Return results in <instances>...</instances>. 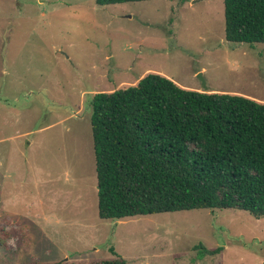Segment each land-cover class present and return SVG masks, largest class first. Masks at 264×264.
<instances>
[{
  "label": "rangeland",
  "instance_id": "1",
  "mask_svg": "<svg viewBox=\"0 0 264 264\" xmlns=\"http://www.w3.org/2000/svg\"><path fill=\"white\" fill-rule=\"evenodd\" d=\"M150 73L264 102V44L225 41L223 0H0V264L111 247L125 264H264V219L241 210L98 218L91 97Z\"/></svg>",
  "mask_w": 264,
  "mask_h": 264
},
{
  "label": "trees",
  "instance_id": "2",
  "mask_svg": "<svg viewBox=\"0 0 264 264\" xmlns=\"http://www.w3.org/2000/svg\"><path fill=\"white\" fill-rule=\"evenodd\" d=\"M142 1L151 0H94ZM223 8L225 41L264 44V0H223ZM90 107L99 219L200 209L264 219V102L185 89L150 73L95 93ZM109 252L87 264H125Z\"/></svg>",
  "mask_w": 264,
  "mask_h": 264
},
{
  "label": "water",
  "instance_id": "3",
  "mask_svg": "<svg viewBox=\"0 0 264 264\" xmlns=\"http://www.w3.org/2000/svg\"><path fill=\"white\" fill-rule=\"evenodd\" d=\"M197 78L199 79V81L201 82V85L203 87V90L206 91V88H205V83H204V80L202 79L201 75H198ZM99 189V187L97 186V190Z\"/></svg>",
  "mask_w": 264,
  "mask_h": 264
}]
</instances>
